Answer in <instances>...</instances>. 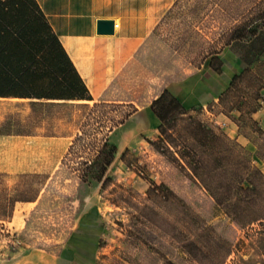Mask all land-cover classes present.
<instances>
[{"label": "rangeland", "instance_id": "rangeland-1", "mask_svg": "<svg viewBox=\"0 0 264 264\" xmlns=\"http://www.w3.org/2000/svg\"><path fill=\"white\" fill-rule=\"evenodd\" d=\"M182 2L156 27L151 13L147 45L94 101L0 98V264H264V223L238 221L264 214L239 166L245 149L264 172V16L206 11L198 27ZM166 88L235 147L224 165L190 137L175 156L152 143Z\"/></svg>", "mask_w": 264, "mask_h": 264}, {"label": "trees", "instance_id": "trees-1", "mask_svg": "<svg viewBox=\"0 0 264 264\" xmlns=\"http://www.w3.org/2000/svg\"><path fill=\"white\" fill-rule=\"evenodd\" d=\"M214 59L211 67L221 73L222 65L215 66ZM238 77L235 75L233 79ZM0 98H25L33 104L94 99L38 0H0ZM151 108L161 121L160 139L152 142L159 145L160 151L175 156V148L182 147L179 141L185 143L190 137L218 164L224 163L226 153L235 152L225 136L188 116L187 107L168 88L153 100ZM182 121L185 124L180 126ZM190 153L179 150L182 158ZM186 163L200 169L205 160L199 158ZM239 166L240 182L248 184L241 186L244 194L250 196L264 191V172L247 156L245 149L239 154ZM106 182L107 179L103 187ZM153 186L156 185L153 183ZM238 221L247 225L254 221L264 223V214H241Z\"/></svg>", "mask_w": 264, "mask_h": 264}, {"label": "crops", "instance_id": "crops-1", "mask_svg": "<svg viewBox=\"0 0 264 264\" xmlns=\"http://www.w3.org/2000/svg\"><path fill=\"white\" fill-rule=\"evenodd\" d=\"M182 1L38 0L90 88L94 97L91 102L98 92L109 90V85L115 83L126 62L124 55L129 60L133 51H142L147 45L149 27L154 24L151 13L156 12V27L169 14L176 17L178 10H184ZM187 4L189 11L205 12L195 20L198 27L211 26V15L206 11L244 10L257 12V17L264 16V0H187ZM100 19H114L115 33H98ZM212 56L221 58L220 53Z\"/></svg>", "mask_w": 264, "mask_h": 264}, {"label": "water", "instance_id": "water-1", "mask_svg": "<svg viewBox=\"0 0 264 264\" xmlns=\"http://www.w3.org/2000/svg\"><path fill=\"white\" fill-rule=\"evenodd\" d=\"M114 19H100L98 20V33L100 34H114L115 33Z\"/></svg>", "mask_w": 264, "mask_h": 264}, {"label": "bare ground", "instance_id": "bare-ground-1", "mask_svg": "<svg viewBox=\"0 0 264 264\" xmlns=\"http://www.w3.org/2000/svg\"><path fill=\"white\" fill-rule=\"evenodd\" d=\"M81 101H83V102H84V101H88V100H81Z\"/></svg>", "mask_w": 264, "mask_h": 264}]
</instances>
